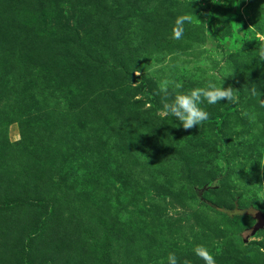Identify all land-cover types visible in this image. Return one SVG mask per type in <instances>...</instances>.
Listing matches in <instances>:
<instances>
[{
	"label": "rangeland",
	"instance_id": "rangeland-1",
	"mask_svg": "<svg viewBox=\"0 0 264 264\" xmlns=\"http://www.w3.org/2000/svg\"><path fill=\"white\" fill-rule=\"evenodd\" d=\"M261 44L264 0H0V264H264Z\"/></svg>",
	"mask_w": 264,
	"mask_h": 264
},
{
	"label": "clouds",
	"instance_id": "clouds-1",
	"mask_svg": "<svg viewBox=\"0 0 264 264\" xmlns=\"http://www.w3.org/2000/svg\"><path fill=\"white\" fill-rule=\"evenodd\" d=\"M178 23H183L181 18ZM182 35L181 31L173 33L174 39H179ZM264 50V44L260 45ZM261 61H264V51L260 54ZM224 80V79H223ZM217 83L214 79L207 80L203 86L191 88L186 91H181L182 82H171L162 80L159 88L164 97L159 108V114L163 117L174 118L176 126L182 129H191L193 126H201L209 119V112L202 107V104L216 105L217 103L235 104L238 97L235 94V89L231 86L222 87V81ZM172 83L174 91L169 93V84ZM253 91V95H254ZM194 254L203 260L204 264H217L214 255L204 245H196L193 248ZM167 264H178L177 257L174 253H169L167 256ZM183 264H191L189 260H184Z\"/></svg>",
	"mask_w": 264,
	"mask_h": 264
},
{
	"label": "water",
	"instance_id": "water-1",
	"mask_svg": "<svg viewBox=\"0 0 264 264\" xmlns=\"http://www.w3.org/2000/svg\"><path fill=\"white\" fill-rule=\"evenodd\" d=\"M255 218L257 223L253 227L252 235H254L258 230L264 228V215L261 212L256 213Z\"/></svg>",
	"mask_w": 264,
	"mask_h": 264
}]
</instances>
